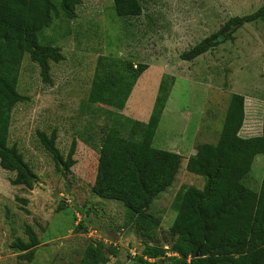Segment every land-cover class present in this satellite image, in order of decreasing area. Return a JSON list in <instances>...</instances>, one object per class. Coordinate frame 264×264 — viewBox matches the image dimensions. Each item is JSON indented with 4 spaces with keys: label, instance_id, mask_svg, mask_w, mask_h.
I'll return each mask as SVG.
<instances>
[{
    "label": "rangeland",
    "instance_id": "1",
    "mask_svg": "<svg viewBox=\"0 0 264 264\" xmlns=\"http://www.w3.org/2000/svg\"><path fill=\"white\" fill-rule=\"evenodd\" d=\"M60 1L51 0V21L37 36L60 59L48 61L41 75L24 54L18 71L21 100L11 109L7 146L20 154L35 181L31 189L12 186L14 173L0 168V264H79L87 249L103 258L100 264H151L138 259L145 245L176 256L167 244L173 198L177 191L203 187L204 179L188 173L185 164L198 146L217 143L231 95L243 98L237 135L262 134L264 23L242 25L190 62L179 54L205 39L214 42L211 37L229 18L254 12L264 0H137L140 13L133 17L118 16L112 0H69L67 13ZM111 61L117 71L146 66L120 111L89 93L98 67L106 69ZM157 98L163 108L151 146L175 153L179 166L171 185L151 201L147 214L154 225L146 231L133 225L120 202L101 199L91 188L105 136L114 130L129 136L130 121L146 124ZM51 133L62 161H72L67 169L41 144L40 135ZM261 183L264 155L254 158L244 181L251 190ZM30 233L37 244L26 260L13 244L28 243Z\"/></svg>",
    "mask_w": 264,
    "mask_h": 264
},
{
    "label": "trees",
    "instance_id": "2",
    "mask_svg": "<svg viewBox=\"0 0 264 264\" xmlns=\"http://www.w3.org/2000/svg\"><path fill=\"white\" fill-rule=\"evenodd\" d=\"M116 14L133 17L140 13L137 0H112ZM65 13L69 0H61ZM51 0H0V168L14 173L12 186L33 187L35 176L13 147L7 146V131L12 107L21 98L15 90L21 59L28 54L41 75L47 73V62L57 61L60 54L53 47L38 43L39 32L51 21ZM264 23V5L254 12L227 20L214 42L205 39L179 54L181 61L190 62L207 52L246 23ZM111 61L106 69H97L89 93L99 102L117 111L123 109L133 82L146 69L139 64L121 66L117 71ZM100 65V62L98 63ZM154 112L146 124L130 121V135L122 137L114 130L106 135L98 153L92 193L105 200L122 204L133 225L150 230L154 225L147 214L151 201L168 188L177 172L179 156L155 149L151 140L163 99L157 98ZM243 121V98L230 96L217 143L200 145L189 157L185 170L204 179L198 190L188 187L177 191L172 202L175 217L168 229L169 249L176 256L165 257L161 246L145 245L140 257L160 264H264V183L251 190L244 181L256 156L264 155V116L262 134L251 138L239 137ZM128 123V122H127ZM139 132V137L132 138ZM44 149L55 163L67 169L72 161H62L54 147V134L40 135ZM17 242L13 247L28 260L36 239ZM102 257L87 249L79 264H100ZM146 263V262H145ZM149 264V263H147Z\"/></svg>",
    "mask_w": 264,
    "mask_h": 264
},
{
    "label": "water",
    "instance_id": "3",
    "mask_svg": "<svg viewBox=\"0 0 264 264\" xmlns=\"http://www.w3.org/2000/svg\"><path fill=\"white\" fill-rule=\"evenodd\" d=\"M221 38V36H218L217 37V39H220ZM69 191V186H68V184L66 185V187H65V193H67ZM55 243H57V242H54V241H51V242H49V244H55Z\"/></svg>",
    "mask_w": 264,
    "mask_h": 264
}]
</instances>
